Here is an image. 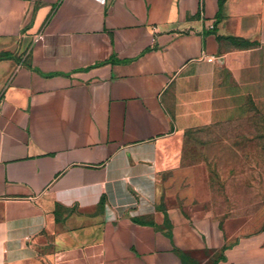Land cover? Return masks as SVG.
I'll use <instances>...</instances> for the list:
<instances>
[{"label": "crops", "instance_id": "0c3cea01", "mask_svg": "<svg viewBox=\"0 0 264 264\" xmlns=\"http://www.w3.org/2000/svg\"><path fill=\"white\" fill-rule=\"evenodd\" d=\"M220 2L0 0V264H264L168 187L264 107V0Z\"/></svg>", "mask_w": 264, "mask_h": 264}, {"label": "rangeland", "instance_id": "374dc122", "mask_svg": "<svg viewBox=\"0 0 264 264\" xmlns=\"http://www.w3.org/2000/svg\"><path fill=\"white\" fill-rule=\"evenodd\" d=\"M168 182L180 195L173 204L214 217L234 239L264 246V107L243 121L190 131L180 175Z\"/></svg>", "mask_w": 264, "mask_h": 264}, {"label": "built area", "instance_id": "2783aa9c", "mask_svg": "<svg viewBox=\"0 0 264 264\" xmlns=\"http://www.w3.org/2000/svg\"><path fill=\"white\" fill-rule=\"evenodd\" d=\"M98 1H100V2H104L105 0H98ZM209 29H210V30H213V29H214V26H213V25H210V26H209ZM206 60H207L208 62H213V61H214V58H213V57H208V58H206Z\"/></svg>", "mask_w": 264, "mask_h": 264}, {"label": "trees", "instance_id": "16d2710c", "mask_svg": "<svg viewBox=\"0 0 264 264\" xmlns=\"http://www.w3.org/2000/svg\"><path fill=\"white\" fill-rule=\"evenodd\" d=\"M223 0H221L220 5L222 4ZM8 55H3L2 57H7ZM105 200L101 201L100 207L104 205Z\"/></svg>", "mask_w": 264, "mask_h": 264}]
</instances>
